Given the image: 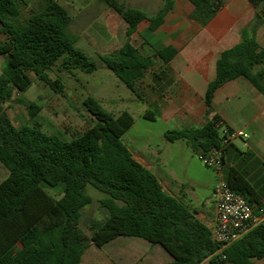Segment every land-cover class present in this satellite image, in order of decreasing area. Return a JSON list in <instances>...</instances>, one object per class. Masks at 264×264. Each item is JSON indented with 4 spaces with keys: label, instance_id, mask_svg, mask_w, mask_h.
Wrapping results in <instances>:
<instances>
[{
    "label": "trees",
    "instance_id": "obj_1",
    "mask_svg": "<svg viewBox=\"0 0 264 264\" xmlns=\"http://www.w3.org/2000/svg\"><path fill=\"white\" fill-rule=\"evenodd\" d=\"M125 23V40L117 52L100 55L110 70L131 92L152 65L130 43L142 22L147 32L155 31L170 9L171 1L153 16L117 0H103ZM192 18L208 22L220 9L223 0H189ZM255 12L242 28L240 41L222 51L216 60L215 77L205 91L207 114L211 111L214 92L237 77L247 79L264 96V50L255 39L264 24V0H248ZM22 0H0V54L7 56L0 74V163L8 175L0 182V264H80L85 250L120 237H137L150 245H159L172 259L170 264H251L264 259V226L251 229L219 254L218 244L209 228L201 223L182 198L162 189L148 169L132 158L122 143V135L133 125L127 112L118 115L106 111L92 96L82 104L94 124L70 140L47 134L37 126H15L3 105L14 91L25 92L32 84L30 74L60 93L59 80L47 71H96V64L75 46L76 37L68 30L70 17L56 1H48L39 12L32 13L24 24L18 23ZM142 38L143 35L140 34ZM176 51L168 46L155 56L169 61ZM29 118L39 107L25 105ZM146 117L153 119L152 114ZM214 115L197 128L173 129L164 133L169 142L186 139L197 154L221 148L223 155L231 143L216 126ZM226 132H231L224 127ZM224 160V158H223ZM227 186L249 204H259L258 194L235 167L225 171ZM91 186L103 197L100 206L106 211L102 220H90L89 237L79 227L81 211L92 198L86 193ZM45 188L59 189L58 198ZM225 256V259L221 258Z\"/></svg>",
    "mask_w": 264,
    "mask_h": 264
},
{
    "label": "rangeland",
    "instance_id": "obj_2",
    "mask_svg": "<svg viewBox=\"0 0 264 264\" xmlns=\"http://www.w3.org/2000/svg\"><path fill=\"white\" fill-rule=\"evenodd\" d=\"M48 1H56L66 10L70 17L67 30L76 37L75 46L96 64L97 69L89 74L79 70H72L71 74L67 71L60 72L56 67L47 71L50 79L59 80L62 86L60 93H55L47 84L30 74L31 86L25 92L14 91L3 105L12 123L15 126L22 124L37 126L44 133L70 140L95 122L82 104V100L90 95L115 116L121 112L129 113L133 118V125L122 135V143L132 153L145 147L155 152L159 151L157 158L152 160L154 165L152 173L158 177H161L158 173H163L177 184L181 182L189 189L192 187L197 197L192 204L193 206L199 204V200H204L208 195L206 182L215 179L212 173L202 169L197 156L185 143L182 141L170 143L164 138V133L175 127L174 121H163L152 107H148L139 96L131 92L99 58L100 55L116 51L123 44L125 37L121 19L103 0H22L18 23L24 24L32 13L42 10ZM117 1L141 9L146 14H151L155 10L153 0ZM4 40L5 36L0 33V41ZM130 43L145 54L137 33L131 37ZM6 62L7 56L0 54V74ZM137 87L141 90L140 85ZM30 103L39 107V111L32 119L29 118L25 107ZM149 113L153 115V119L145 116ZM243 132L252 135L247 129ZM247 142V139L236 138L232 151L235 152L237 148L245 151L243 145ZM2 168L5 170V176H2L0 181L7 174V170L3 166ZM45 189L50 195L58 197V188ZM86 193L92 201L82 209L79 227L83 234L89 237L90 220H102L106 211L99 203L103 197L102 193L91 186L86 188ZM170 262L171 257L159 245H150L137 237L120 236L101 248L90 245L83 254L81 264H170ZM202 264H208V261L205 260ZM252 264H264V259L252 261Z\"/></svg>",
    "mask_w": 264,
    "mask_h": 264
},
{
    "label": "crops",
    "instance_id": "obj_3",
    "mask_svg": "<svg viewBox=\"0 0 264 264\" xmlns=\"http://www.w3.org/2000/svg\"><path fill=\"white\" fill-rule=\"evenodd\" d=\"M153 1L155 10L147 14L148 16L155 15L163 5V0ZM170 1V9L155 31L147 32L149 23L142 22L135 32L141 39V48L145 54L139 48H135L142 56L152 59V65L135 84V94L144 104L152 107L163 121H174L173 129L197 128L216 115L222 127H228L231 131L249 130L252 135H248V142L243 145L245 151L238 148L235 152L232 151L235 139L226 149L222 176L225 179L227 167L237 168L257 192L259 204L264 203V96L247 79L237 77L216 89L208 114L204 100L206 88L215 77L216 60L222 51L239 43L240 32L250 23L255 9L248 0H223L217 13L208 22L202 23L191 17L194 8L189 0ZM121 21L123 22L122 19ZM123 26L125 31L124 22ZM255 39L264 50V24L258 27ZM120 46L112 53L117 52ZM168 46L176 51L169 61H163L155 56L156 50ZM138 85L141 86V90H138ZM176 141L185 143L195 154L186 139ZM130 154L152 173L154 168L152 160L157 158L159 151L155 152L145 147ZM199 163L202 169L210 171L215 179L206 182L208 195L204 200H199L200 203L196 206L192 204L197 200L192 187L189 189L181 182L177 184L163 173H158L161 177L153 174L165 192L182 198L187 205L191 204L188 206L194 212V216L209 227L215 218L212 192L218 176L200 161ZM7 175L8 172L6 177ZM2 176H5V170L0 166V178Z\"/></svg>",
    "mask_w": 264,
    "mask_h": 264
},
{
    "label": "built area",
    "instance_id": "obj_4",
    "mask_svg": "<svg viewBox=\"0 0 264 264\" xmlns=\"http://www.w3.org/2000/svg\"><path fill=\"white\" fill-rule=\"evenodd\" d=\"M221 134L225 135L223 143H231L236 138L248 139L242 131L226 132L220 122L216 125ZM197 159L216 176L217 183L212 192L215 218L208 227L211 240L218 244V252L239 240L251 229L264 226V203L249 204L240 194L231 190L222 176L224 155L221 148H211L206 152L197 153ZM225 259L224 255H221ZM225 264H231L226 262Z\"/></svg>",
    "mask_w": 264,
    "mask_h": 264
}]
</instances>
